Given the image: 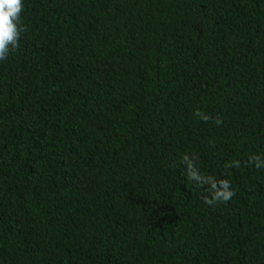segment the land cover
I'll use <instances>...</instances> for the list:
<instances>
[{
  "label": "trees",
  "instance_id": "trees-1",
  "mask_svg": "<svg viewBox=\"0 0 264 264\" xmlns=\"http://www.w3.org/2000/svg\"><path fill=\"white\" fill-rule=\"evenodd\" d=\"M23 4L0 264H264V0ZM184 155L235 196L205 204Z\"/></svg>",
  "mask_w": 264,
  "mask_h": 264
},
{
  "label": "clouds",
  "instance_id": "clouds-1",
  "mask_svg": "<svg viewBox=\"0 0 264 264\" xmlns=\"http://www.w3.org/2000/svg\"><path fill=\"white\" fill-rule=\"evenodd\" d=\"M23 11V0H0V61L6 60L9 53L19 47L21 33L26 31L21 22ZM196 116L205 122L210 118L199 111L196 112ZM215 123L220 125L222 119L217 117ZM252 161L256 162L258 168L264 167V161H261L259 156H254ZM182 162L186 166L187 179L196 186L205 188L209 193V195L203 197L205 204L211 206L227 203L235 196V192L231 190L228 180H218L214 176L204 175L196 166L195 161L188 155L183 156ZM235 166L239 167L238 161L235 162Z\"/></svg>",
  "mask_w": 264,
  "mask_h": 264
}]
</instances>
